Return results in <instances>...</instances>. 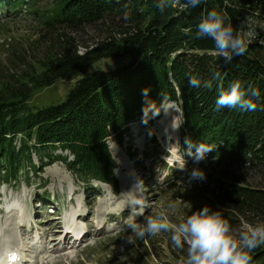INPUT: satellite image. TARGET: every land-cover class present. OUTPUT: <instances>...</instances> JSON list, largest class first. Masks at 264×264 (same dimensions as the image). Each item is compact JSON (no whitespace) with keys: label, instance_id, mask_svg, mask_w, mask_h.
<instances>
[{"label":"trees","instance_id":"obj_1","mask_svg":"<svg viewBox=\"0 0 264 264\" xmlns=\"http://www.w3.org/2000/svg\"><path fill=\"white\" fill-rule=\"evenodd\" d=\"M44 2L51 6L41 8ZM0 4L5 14L25 10L41 25L34 40L8 45L0 61V186L18 183L22 171L39 172L57 157L77 181L116 190L108 139L121 144L131 123L147 128L160 118L162 112L141 122V91L150 87L149 97L158 104L163 95L178 105L182 147L185 137L217 146L210 154L224 172L218 174L217 205L211 209L221 211L232 230L264 222V50L250 45L225 64L210 38L196 37L202 15L210 10L226 14L235 31L245 15L264 23V0H203L196 8L180 9L170 0L164 13L156 0ZM86 28L99 35L91 45L69 34ZM191 76L201 80L200 87L189 85ZM234 81L246 93L260 91L255 111L217 109L219 91ZM58 82L70 85L62 100L42 107L31 103ZM250 256L249 264H264V245Z\"/></svg>","mask_w":264,"mask_h":264},{"label":"rangeland","instance_id":"obj_2","mask_svg":"<svg viewBox=\"0 0 264 264\" xmlns=\"http://www.w3.org/2000/svg\"><path fill=\"white\" fill-rule=\"evenodd\" d=\"M45 5L51 6V3L44 2L41 8ZM246 20L243 19L241 22L250 25ZM250 26L262 31L257 33L258 38L264 37L261 24ZM40 28L39 22L31 15L19 13L17 16H9L0 11V61L4 62L6 59L5 45L16 46L27 40H34L32 38H35ZM87 28L80 29L76 33L70 31L69 34L75 37L76 42L91 45L94 42L92 40L99 35L98 32L95 33ZM51 39L53 38L50 37L49 40ZM82 52L84 49L79 48V53ZM69 86L58 82L48 90L35 95L31 103L42 107L51 102H58L63 99ZM172 106L173 117L177 118L176 125H179V109L176 104ZM156 122L149 129L139 128V122L132 123L129 136L123 138L121 145L113 136L109 138V150L116 162V169L113 171L117 183L116 190L97 182L85 185L77 181L57 157L56 160L48 162L50 164L43 167L40 172L31 171L25 179L22 171L19 185L2 184L0 251L16 246L21 256L28 260V264H180L181 259L186 255V246L184 250L177 249L171 242L169 233L146 235L143 239L127 242L129 233L126 231V219L130 214L128 203L133 199L134 192L139 191L149 202V207L144 209L143 216L156 215L164 211L171 222L179 223L193 211L206 205L210 208L217 205L214 200L218 191L217 178L219 179L218 174L224 171L219 169L215 160L201 161L197 164L192 157H185L186 163L183 169L175 167L173 153L177 152V146L179 151H183V147L174 144L172 140L167 142L159 130L157 132L152 130ZM164 126L168 131L170 123L167 122ZM112 152L116 153L117 157ZM127 153L134 158L129 159ZM55 156H66L71 159L67 153L56 152ZM33 159L34 165H38L39 168L38 159L35 156ZM190 159L193 161L189 162ZM194 167L204 170L205 179L190 181L189 173ZM50 200L57 202L55 206L59 214L66 212L70 216L74 214L82 216L87 211L90 213L87 214L84 222L76 221L80 226L90 224L83 242L70 245L71 236L67 238V234L64 235L66 240L61 242L63 239L61 223L53 219L54 217L49 219L52 209L42 210V205L46 207ZM169 204H174L175 207L169 208ZM17 207L18 220L15 212ZM143 216L137 220L142 221ZM37 218L39 220H36ZM21 223H27L29 229L37 228L38 232L41 231L43 237L40 248L23 247L29 242V237L34 238L36 233L34 231L30 235V232L27 234L30 236H27L23 229L19 228ZM50 224L58 226L59 233H54L55 229L51 228ZM99 225L102 229H97ZM247 226L242 223L231 234L238 235L240 231L246 230Z\"/></svg>","mask_w":264,"mask_h":264},{"label":"clouds","instance_id":"obj_3","mask_svg":"<svg viewBox=\"0 0 264 264\" xmlns=\"http://www.w3.org/2000/svg\"><path fill=\"white\" fill-rule=\"evenodd\" d=\"M177 2L184 8H196L203 3V0H177ZM156 7L164 13L171 7L170 0H156ZM124 19H128L127 14ZM245 27H247L246 32L235 31L226 14L210 10L202 15L197 25L196 37L210 38L214 42L217 54L223 58L225 64H228L234 57L243 56L249 44L256 38L253 28L242 22L241 28ZM188 83L194 88L201 86V80L195 76L189 77ZM203 86L211 87V84L205 83ZM149 92L150 87H145L141 91L143 97L141 122L144 124L159 116L161 112L166 114L165 108L174 105V102L163 95L158 104L149 97ZM260 96L258 89L253 88L250 93H246L242 90L240 82L234 81L226 90L219 91L215 104L217 109L227 107L255 111L258 104L254 101H258ZM180 125L175 128H179ZM176 144L178 145L179 141ZM216 147L203 142H194L191 138L185 137L183 151L178 150L173 153L174 165L183 169L186 163L185 157H192L194 162L199 164L206 160L208 153ZM189 179L190 181L205 179L204 170L194 167L189 173ZM128 207L130 214L126 219V231L129 233L127 242L143 239L146 235L169 233L170 240L177 249L184 250L186 246V255L181 259L180 264H249L250 253L264 245V222L255 226L249 225L238 235H232L233 230L222 212L212 210L207 205L193 211L179 223L171 222L164 211L156 215L143 216V220L138 221L137 217L142 216L144 209L149 207V202L139 191L134 192ZM168 207L174 208L175 205L169 204ZM8 256L10 262L19 259V254L15 251L10 252Z\"/></svg>","mask_w":264,"mask_h":264},{"label":"bare ground","instance_id":"obj_4","mask_svg":"<svg viewBox=\"0 0 264 264\" xmlns=\"http://www.w3.org/2000/svg\"><path fill=\"white\" fill-rule=\"evenodd\" d=\"M249 15V14H248ZM245 17H246V15H245ZM243 18V17H240L239 19H238V21H240V23H242L241 21L243 20V19H247L248 21H249V23H250V25L251 24H261L262 25V29H264V23H260L259 21L257 22V21H253L252 19H250L249 18V16H248V18ZM247 20H246V22H247ZM247 24V23H246ZM254 27V26H253ZM256 28V27H255ZM260 28V27H259ZM245 30H247V29H245ZM253 30H254V32L257 34H259V32H262L261 30H255L254 28H253ZM264 32V31H263ZM263 34V33H262ZM261 35V34H260ZM264 35V34H263ZM170 108H173V106L172 105H169L168 107H166L165 108V112H166V114L165 113H162V115H161V118H160V120L159 121H157L156 123H155V125L152 127V130H155L156 132L159 130L160 131V134H162V136L164 137V138H166V141L168 142V140H172L173 141V143L174 144H176V142L177 141H179V128H175L177 125H176V122L178 121L177 120V118H175V117H173L174 115H173V113H172V110L170 109ZM170 109V110H169ZM167 122H169L170 123V126H169V128H168V131H166L165 130V127L166 126H164ZM166 132V133H165ZM113 153V155H115L116 156V153H114V152H112ZM117 157V156H116ZM117 162H119V165H121V163H120V161H119V159H117ZM41 225V224H40ZM51 225V224H50ZM50 225H49V227H50ZM51 228H54L55 229V231H53L54 233H59V231H58V229H59V227L58 226H53V225H51ZM61 228H62V226H61ZM51 230V229H50ZM29 234V233H28ZM50 234V233H49ZM68 235H66V237H67ZM52 237V236H51ZM50 237V238H51ZM53 238V237H52ZM55 238V237H54ZM18 260H16V263H18L17 262Z\"/></svg>","mask_w":264,"mask_h":264},{"label":"built area","instance_id":"obj_5","mask_svg":"<svg viewBox=\"0 0 264 264\" xmlns=\"http://www.w3.org/2000/svg\"><path fill=\"white\" fill-rule=\"evenodd\" d=\"M171 1H173V5L174 6H176L178 9H180L181 4L178 3L177 0H171ZM236 31H242V32H246L247 31V30H245V29L243 30L241 28V23L238 20H237V23H236ZM255 37L256 38L253 40V42L251 44H249V46L250 45H257V46H259L260 48H262L264 50V37H260L259 36V38H258L256 33H255Z\"/></svg>","mask_w":264,"mask_h":264}]
</instances>
